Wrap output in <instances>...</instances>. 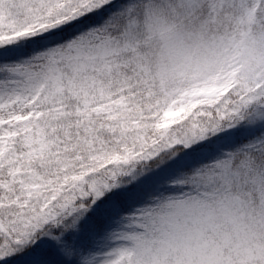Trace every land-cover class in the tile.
<instances>
[{"label": "snow or ice", "instance_id": "6c2138e0", "mask_svg": "<svg viewBox=\"0 0 264 264\" xmlns=\"http://www.w3.org/2000/svg\"><path fill=\"white\" fill-rule=\"evenodd\" d=\"M0 264H264V0H0Z\"/></svg>", "mask_w": 264, "mask_h": 264}, {"label": "clouds", "instance_id": "9594fccd", "mask_svg": "<svg viewBox=\"0 0 264 264\" xmlns=\"http://www.w3.org/2000/svg\"><path fill=\"white\" fill-rule=\"evenodd\" d=\"M223 20H224V17L221 16V18H220L221 23L223 22ZM218 26H219V24L217 26H215V27H218ZM225 27H226V25H225Z\"/></svg>", "mask_w": 264, "mask_h": 264}]
</instances>
